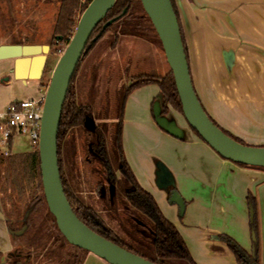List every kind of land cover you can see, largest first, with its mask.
<instances>
[{
	"label": "rangeland",
	"instance_id": "1",
	"mask_svg": "<svg viewBox=\"0 0 264 264\" xmlns=\"http://www.w3.org/2000/svg\"><path fill=\"white\" fill-rule=\"evenodd\" d=\"M180 1H177L180 4V6L177 4V7L183 35L187 32L185 30V18L189 14L192 21L190 23L193 24L194 29L197 28L196 24H199L203 30L204 27H212L214 30H219V34L227 31L226 33L235 37V41L239 44V46H235L237 52H233L235 51L234 49L227 48V50L231 49L232 53L229 54L230 51L226 50L220 55L211 56L212 62H210L208 69H205L207 72L202 78V82L204 80L202 88L204 90V86L206 87L210 97L212 96L211 100L213 99L214 102V104L211 102L207 104L209 114L216 118L218 115L227 117L230 125L227 122L221 121V123L233 133L239 135L240 137H237L231 133L234 137L239 138L241 142L247 144L250 142L249 144L252 145H264V9L262 6H255L254 8L250 6L231 7L232 9L225 8L228 12L233 10V8H236V10L234 9L232 13L227 12V16L225 15L227 18L224 15H216L214 17L215 20L211 19V23H209L207 21L209 20L207 13L214 12L212 11L214 6H197L193 2L187 4L189 2L181 3ZM59 4V0H0V45L15 42L50 45V49L46 53L47 60L42 76L38 79H28L27 83H23L14 76V59H0V112L11 101L32 98L43 89H46L53 67L67 45L65 41L53 39ZM224 20H226L225 23ZM230 31H232V34ZM112 33V31L106 32L97 41L93 49L84 57L80 71H83L84 67L86 69L91 67L92 69L87 94L85 93L83 99L84 102H87L93 108H97L96 114L92 116L93 122L103 125L101 127L107 138L110 156L112 160L119 162L113 145L112 131L115 129L116 115L120 113L124 80L130 73L135 75H163L170 69L160 42L154 39H152L154 40L153 42H147L142 37L138 38L135 35L131 36V34H119L115 47L111 48ZM228 37L220 39L223 43L228 44L231 43ZM189 42L188 40V45ZM194 42L197 46L200 39L194 36ZM213 42L214 44L216 43L215 39H213ZM189 47L188 49H191V44ZM102 60H105V63L111 61L124 66L123 75L117 77L110 88V85L104 86L101 80L99 82L97 80V71ZM237 64L239 65L236 66ZM76 86L77 89L80 87L79 85ZM197 90L200 94L199 85ZM219 92L228 96L229 100L221 102ZM216 95L219 96L217 97ZM157 96H159L158 93ZM167 111L174 115L179 125L190 131L181 113L171 107ZM97 117L100 119L97 120ZM233 123L237 124L234 126ZM79 130L80 134H78ZM79 130H75L73 138L74 150L76 151L79 147L78 151H80L84 146L86 151L81 150L80 153L83 156L88 154L87 157H95L93 166L96 167L98 163L101 164V160L90 149V143L97 141L96 132L89 124H84V128L82 127ZM9 146L11 153H20L32 149L27 134L14 135ZM4 147L5 144L0 141V151H3ZM74 154L77 156L75 152L73 156ZM75 156L73 158L74 162L77 161ZM77 168L76 163V172H81L79 184L86 185L87 179L84 178L85 175H82L83 171ZM100 180V175L96 173L91 182H88L87 186L90 188L87 187L85 191H80V196L85 203L91 204L90 198L94 196L91 189L94 188L93 186H97ZM3 183L5 190L0 194V203L2 205V202H5L8 205V183L5 179ZM105 190V184L100 186L99 197L101 206L103 211L111 212V215L116 219L117 213H112V211L116 210L117 207L115 208L114 203L121 196L115 189L111 188L110 192H105ZM121 212L123 216H120L119 223H117L118 228L114 227V229L123 238L127 235L129 239L126 240L132 242L130 239L131 231L129 229L125 230V225L131 217L130 208L124 207ZM132 225L135 227V223ZM141 234L145 237L142 243L145 245L146 252H148L150 251L152 231L147 228ZM147 255L149 254L147 253Z\"/></svg>",
	"mask_w": 264,
	"mask_h": 264
},
{
	"label": "trees",
	"instance_id": "2",
	"mask_svg": "<svg viewBox=\"0 0 264 264\" xmlns=\"http://www.w3.org/2000/svg\"><path fill=\"white\" fill-rule=\"evenodd\" d=\"M90 1L59 0L60 4L54 25L53 39L65 41L66 44L69 42L81 12ZM170 1L180 26L177 7L178 0ZM124 9H126L125 13H123ZM112 17L118 18L105 29H102V25ZM107 31L113 32L114 39L111 46H114L117 42L119 34H131L137 37L140 36L146 40L160 42L140 0H116L114 5L93 30L70 80L59 121L57 158L65 196L72 210L82 222L96 233L112 240L118 245L157 264H197L192 258L179 229L163 214L155 198L138 183L130 166L122 156L120 122L116 132L117 150L120 154V164L118 166L121 174L120 182H116L112 162L106 156L103 139L101 138L97 144L93 143L91 147L106 159L105 167L108 171L107 175L110 184L116 183L120 186V192L123 197L122 203L127 208H130L131 217L125 225L126 229H124L131 231L130 239L133 243L130 245L125 243L124 240L117 236L113 229L105 227L104 222L95 210L77 197L66 177L60 156L61 139L71 129L82 125L86 118L90 116V107L77 104L76 102V95L73 89L74 76L84 56L95 42L92 41V37L99 33L100 35L96 39L98 40ZM180 33L187 56L181 27ZM10 44L21 43L15 42ZM148 83H155L157 85L164 112H167L170 106L182 114L180 100L170 70L162 76H150L135 80L125 89L124 96H127L136 86ZM207 114L212 119L208 112ZM213 122L220 127L214 120ZM223 131L241 142L239 138L234 137L225 130ZM193 132L197 135L194 130ZM237 165L264 170V167L259 166ZM4 179L8 183L7 198L9 202L8 205L2 202L5 223L9 230L13 232L20 230L24 225L26 228L19 235H10L13 245L6 254L0 251V261L4 260V264H82L84 256L88 251L72 245L65 240L56 226L53 215L48 210L42 190L38 149L35 148L25 152L10 153L8 155H3L0 151V194L5 190ZM250 204L253 208V214L249 221V226L255 238L251 253H247L231 237L221 236L235 256L237 264H259L256 241L257 222L254 214L253 199H250ZM25 213L27 215L24 218ZM133 223H135V227L132 225ZM147 228L152 231L150 251L148 252H146L145 245L142 243L145 237L141 234Z\"/></svg>",
	"mask_w": 264,
	"mask_h": 264
},
{
	"label": "crops",
	"instance_id": "3",
	"mask_svg": "<svg viewBox=\"0 0 264 264\" xmlns=\"http://www.w3.org/2000/svg\"><path fill=\"white\" fill-rule=\"evenodd\" d=\"M186 1L189 2L187 4L193 2L197 6H214L212 10L214 12H209L210 15L207 13L209 23L216 15L226 17V14L236 10L233 8L228 12L225 8L262 6L264 9V0H181L180 2ZM190 22L192 21L188 14L185 18L187 32L184 31L183 37L189 53L193 82L196 90L199 85L200 94L198 90L197 92L207 109V104L214 102L205 86L203 90L202 78L207 72L205 69H208L212 62L211 56L220 55L226 52L227 48L235 50V46L239 44L235 41V37L226 33L227 31L219 34V30H214L212 27H204L203 30L199 24H196L197 28L194 29ZM230 32L232 34V31ZM194 36L200 39L197 46ZM227 36L231 43L225 44L220 38ZM190 44L191 49H188ZM5 59L13 60V58ZM27 80L22 82L27 83ZM157 92L158 88L155 84L140 86L125 102L123 150L137 180L153 195L163 214L179 229L197 264H237L235 256L221 238L224 235L235 240L245 251L253 250L255 238L249 226L252 216L250 208L253 211L250 199H253L259 264H264V170L242 167L222 158L192 132L188 133L187 139H179L163 131L156 125L152 115V105ZM219 94L220 96H216H219L221 102L229 100L228 96L220 92ZM207 112L209 113L208 109ZM212 117L227 131L240 137L221 123V121L227 122L230 125L227 117L219 115L217 118ZM233 124L235 126L237 123ZM158 160L171 173L174 189L184 200L185 206L181 215L177 205L169 201V193L156 184L155 162ZM10 248V231L5 223L0 203V251L5 254ZM82 264L108 263L88 252Z\"/></svg>",
	"mask_w": 264,
	"mask_h": 264
},
{
	"label": "water",
	"instance_id": "4",
	"mask_svg": "<svg viewBox=\"0 0 264 264\" xmlns=\"http://www.w3.org/2000/svg\"><path fill=\"white\" fill-rule=\"evenodd\" d=\"M115 1L91 0L87 4L77 20L69 42L51 72L45 89L37 148L42 190L48 210L68 243L92 253L108 264H157L101 236L82 222L65 196L59 174L57 133L68 86L89 37ZM140 2L160 41L173 75L182 115L188 127L222 158L237 164L264 167V145L245 144L234 139L208 116L193 82L189 53L187 52L186 56L180 33L181 26L178 24L171 1L140 0ZM177 4L180 6L179 2ZM112 21L113 19L107 21L103 28ZM92 40H95V37ZM49 49L50 45L1 44L0 59L13 58L14 76L25 82L26 79H38L42 76L47 60L46 53ZM152 115L156 125L166 133L179 139L188 138L190 131L179 125L170 111L163 112L160 97L154 100ZM155 166L157 186L169 193V201L177 205L181 215L185 204L181 195L174 189L171 173L159 160L155 162ZM252 213L250 208V215ZM26 215L27 213L24 218ZM25 228L24 225L20 230L10 233L19 235ZM4 262L1 260L0 264Z\"/></svg>",
	"mask_w": 264,
	"mask_h": 264
},
{
	"label": "flooded vegetation",
	"instance_id": "5",
	"mask_svg": "<svg viewBox=\"0 0 264 264\" xmlns=\"http://www.w3.org/2000/svg\"><path fill=\"white\" fill-rule=\"evenodd\" d=\"M126 9L123 10V13H125ZM104 18V17H103ZM118 17H112L111 19H108L107 21L109 20H112V22H114ZM106 21V22H107ZM105 22V23H106ZM111 22V23H112ZM104 23V24H105ZM110 23V24H111ZM103 24V25H104ZM109 24V25H110ZM98 25V24H97ZM103 25H102V29H105L103 28ZM108 25V26H109ZM108 32V31H107ZM106 33V32H105ZM104 33V34H105ZM156 33V32H155ZM103 34V35H104ZM99 33H97V35H94L92 37V39L95 37V40H92V41H95L93 46L97 43V41L103 36H101L98 40H96L98 37H99ZM113 35V33H112ZM157 35V34H156ZM131 36H134V35H131ZM158 37V36H157ZM118 38L119 36L117 37V41H118ZM138 38H141V37H138ZM114 39V37H113ZM147 42H153V41H150V40H146V39H143ZM112 43V42H111ZM117 43V42H116ZM116 43L114 44V46H111V48H114ZM93 46L90 48V50L93 49ZM89 50V51H90ZM89 51L87 52V54L89 53ZM186 52L187 51V48H186ZM86 54V55H87ZM85 55V56H86ZM84 56V57H85ZM84 60V58H83ZM83 60L78 68V70L76 71V74L74 76V80H73V89L75 91V95H76V102L77 104H80V105H85V106H89L90 107V116L86 118L85 122L78 126V127H75L73 129H71L65 136L63 139H61V142H60V156H61V160H62V165H63V168L66 172V177L68 178V182L71 184L72 186V189L73 191L76 193L77 197L80 198V200L83 201V199L81 198L80 196V191H85V189L89 186L88 185V182H91V179H93L95 176H96V173H98L101 177V180L100 182H98L97 186H93L94 188L91 189V192L93 193V197L90 198L91 201V204H88V203H84L88 206H90L91 208H93L95 210V212L99 215L100 219L104 222V225L105 227H109L111 229L114 230V232L117 234V232L115 231L114 227L115 228H118V224L119 223V219H120V216H123V213L121 212L122 208L126 207L122 202V194L120 192L121 188L120 186H118V184H110V181H109V177L107 175V170H106V167H105V162H106V159L98 152L94 151L91 147V145L93 143H99L100 139L102 138L103 139V146L106 150V156L108 158V160H111L112 162V167H113V170H114V173H115V179H116V182H120V178H121V174H120V171L118 169V166L120 164V154L117 150V144H116V132H117V128H118V124L119 122L121 123V152H122V156L124 157L125 161L128 163V165L130 166L133 174H134V171L131 167V165L129 164V162L127 161L126 157H125V154H124V150H123V117H124V107H125V102L128 98V96L135 90L137 89L138 87L140 86H144V85H148V84H155V83H148V84H142V85H139V86H136L135 88H133L128 94L127 96H124V91L125 89L130 85L132 84L135 80L137 79H142V78H147V77H150V76H162V75H145V74H140V75H135V74H132L130 73L129 76L126 77V79L124 80L125 83H124V88H123V92H122V97H121V105H120V113L117 116V118L115 119V129L112 131L113 133V145L115 147V153H116V156L119 160V162H116L115 160H112V157L110 156V152H109V149H108V146H107V138L105 136V133L102 131V127L103 126L102 124L100 123H94L93 122V119H92V116L94 114H96V110L97 108L96 107H92L90 104H88L87 102H84V95L85 93L87 94V90H88V84H89V81H90V77H91V73H92V69L91 67L86 69V67H84V69H82L83 71H80L81 69V65L83 63ZM105 60H102V63L100 62V66H99V69H98V73H97V80L98 82L101 80L103 85H110L109 88L114 84V80L123 75L122 73L124 72V66L121 65V64H117L116 62H104ZM103 62H104V65H103ZM80 71V72H79ZM166 74V73H165ZM164 75V74H163ZM124 78V77H123ZM113 81V82H112ZM110 83V84H109ZM76 85H79L80 87H78L77 89V86ZM156 85V84H155ZM157 86V85H156ZM158 88V87H157ZM83 91V93H82ZM107 91V90H106ZM158 93V92H157ZM159 94V93H158ZM156 97H159L156 95ZM81 99V100H80ZM154 103V101H153ZM153 106V105H152ZM170 108V106H169ZM164 112V110H163ZM166 113V112H164ZM210 115V114H209ZM211 116V115H210ZM212 117V116H211ZM97 120H99L100 118H96ZM212 119L214 120V118L212 117ZM186 121V120H185ZM215 121V120H214ZM216 122V121H215ZM187 123V122H186ZM217 123V122H216ZM84 124L87 125H91L92 129L96 132V139L97 141L95 140V142H91L90 143V149L93 151V153L97 154L99 157H100V160H101V164H97V166H93V160L95 159V157H87L86 154L83 156L81 152V150L83 151H86L84 150V146L83 148L79 150V147L78 149H76V151L74 150V144H73V138H74V135H75V130H79L81 129L82 127L84 128ZM218 124V123H217ZM220 126V124H218ZM223 130L227 131L224 127L220 126ZM190 132L194 133L192 129H190ZM229 132V131H227ZM80 130L78 131V134H80ZM230 133V132H229ZM195 134V133H194ZM231 134V133H230ZM76 153L77 156H74L76 157L77 161L74 162V156H73V153ZM79 156V157H78ZM77 163V169L80 170V171H83L82 175H85L84 178L87 179V182L85 183L86 185H81L79 184V175L81 172H76L75 170V164ZM96 169V170H95ZM98 171V172H96ZM135 176V174H134ZM136 178V176H135ZM137 180V178H136ZM138 181V180H137ZM139 183V181H138ZM106 186V190L105 192H110V189L112 188L113 190H117L121 196V198L119 199L118 196V200L116 201V203H114V206L116 208V210H114V212L112 211V213H117L116 214V219L114 216L111 215V212H105L103 211V208L101 206V203H100V197H99V194H100V186ZM140 184V183H139ZM141 185V184H140ZM90 188V187H89ZM146 190V189H145ZM149 192V191H148ZM150 193V192H149ZM151 194V193H150ZM152 195V194H151ZM153 196V195H152ZM103 204V203H102ZM109 213V214H108ZM118 219V220H117ZM171 221V220H170ZM172 222V221H171ZM121 223V222H120ZM7 225V224H6ZM8 228V227H7ZM121 228V227H120ZM9 230V228H8ZM10 231V230H9ZM11 232V231H10ZM11 235V233H10ZM118 237H120L122 240H124V242H126L127 244H132L133 242H128L126 239H129L127 237V235H125V237H121L120 235L117 234ZM185 241V240H184ZM13 243H12V240H11V247H12ZM11 249V248H10ZM247 252V251H246ZM247 253H251V252H247ZM6 254V253H5ZM193 258V257H192Z\"/></svg>",
	"mask_w": 264,
	"mask_h": 264
},
{
	"label": "built area",
	"instance_id": "6",
	"mask_svg": "<svg viewBox=\"0 0 264 264\" xmlns=\"http://www.w3.org/2000/svg\"><path fill=\"white\" fill-rule=\"evenodd\" d=\"M45 89L32 98L14 100L0 112V141L5 144L3 155L10 154L11 139L27 134L32 149L38 148Z\"/></svg>",
	"mask_w": 264,
	"mask_h": 264
}]
</instances>
